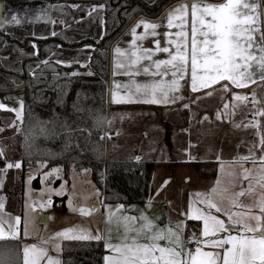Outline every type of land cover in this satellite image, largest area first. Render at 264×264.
Returning a JSON list of instances; mask_svg holds the SVG:
<instances>
[{
  "label": "rangeland",
  "instance_id": "rangeland-1",
  "mask_svg": "<svg viewBox=\"0 0 264 264\" xmlns=\"http://www.w3.org/2000/svg\"><path fill=\"white\" fill-rule=\"evenodd\" d=\"M49 8V4L45 1L32 0L0 6V27L33 25L50 21ZM13 15L20 21L19 24L12 21ZM257 26L261 28L259 19ZM260 90L261 85L257 83L244 90L243 96H246L247 100H235L228 88L225 90L219 86L209 96L210 98L205 96L199 98L195 102L197 105H194L191 130L188 136L186 133H180L187 128L185 116L181 122L180 116L175 117L173 114L167 116V121L169 120L167 125L171 123L170 129L167 130L168 141L174 137V128L181 130L177 131L180 136L171 138L169 143H163L167 147L166 154H163L166 156H152L143 159V161H154L156 164L151 180L154 191L149 195V200L143 203L102 201L100 206L95 203L94 198L99 197L100 194L92 183L88 170H83L81 173L70 170L67 173L61 167L47 166L43 163L24 169L20 166L7 167L8 164L19 163L17 158L20 154L17 157V150L20 148L19 121L22 117L23 101L20 95L9 101L10 96L0 94V103L6 106L0 110H9L14 117L3 119L2 127L0 126V152H2L0 155V205H2L0 207V230L4 232L5 238L18 239L21 242L22 264L23 249L26 245L35 244L46 248L49 256L60 261L63 241L95 240L78 239L77 237H94L97 234L102 237L100 241L103 243L105 256H111V250L105 248L104 238H109L112 243L118 242V238L124 232L123 217L137 218L128 221L131 226L144 223L139 219L143 213L153 224L165 222V226L170 225L171 229L180 227L179 219L168 220L162 213L152 215L153 202L161 206L167 205L169 211L176 209L177 213L183 212L186 219L198 222L202 231V221L193 220L187 216L190 199L193 201V208L203 207L199 204L195 193H208L213 186H216L218 177L220 179V184L217 186L218 191L227 188L228 193H232L241 188L247 189L249 180L242 179L241 164L243 168L251 169L249 179L252 181L253 191L246 192L240 200L244 205H255L261 194H264V188L257 183L260 162L257 159L254 165L250 163L251 158L248 161H241L239 157L254 155L258 158L264 155V144L260 143L264 139L263 115H258L262 110L259 103ZM253 95L258 102H253ZM17 112L20 113L19 118ZM114 113L107 123L109 141L106 144V157L108 160L131 161L136 153L143 152V147L147 145L139 146L141 133L145 132L149 136L153 127L146 120H143V123H137L136 119L143 117H139L138 111H131L129 117L137 116L134 117V123L124 122L123 136L114 143L110 132L112 133L121 112L114 111ZM150 118L155 120V128L158 131L165 127L161 116L154 115ZM7 128L10 129L7 130ZM132 128L134 133L131 135L127 130ZM188 140L192 144L190 156L196 162L194 165L180 164V160L186 158L184 149ZM216 158L219 159L218 163H201V161ZM36 183H38L37 186ZM214 198L219 202L218 196ZM149 201L151 206H149ZM42 204L45 207H40ZM228 206V200L225 199L222 207L227 208ZM81 208L85 210L84 214L81 213ZM253 211L257 209L254 207ZM16 218H19V221ZM109 218H111V223H108ZM221 218L227 219L224 216ZM43 220L45 222L42 223ZM191 230L192 236L194 235L197 239V232L194 228ZM10 232H15V238L9 236ZM56 233H66V235L56 236ZM199 235V240L206 239L201 236V233ZM45 241L47 243H43ZM53 245H59V249L54 250ZM204 247L215 252H222V249ZM41 264H45V261L42 260Z\"/></svg>",
  "mask_w": 264,
  "mask_h": 264
},
{
  "label": "trees",
  "instance_id": "trees-1",
  "mask_svg": "<svg viewBox=\"0 0 264 264\" xmlns=\"http://www.w3.org/2000/svg\"><path fill=\"white\" fill-rule=\"evenodd\" d=\"M32 1L47 2L60 24L51 26L47 20L0 29V94L20 95L23 101L21 169L43 163L67 173L88 170L104 202H145L153 191L155 162L106 157L107 123L114 108L107 94L109 49L136 18H156L182 0ZM9 117L10 112L0 110V126ZM187 226L196 232L200 228L194 221ZM103 255L100 240L63 241L60 263L103 264ZM3 256L22 264L21 242L0 239Z\"/></svg>",
  "mask_w": 264,
  "mask_h": 264
},
{
  "label": "snow or ice",
  "instance_id": "snow-or-ice-1",
  "mask_svg": "<svg viewBox=\"0 0 264 264\" xmlns=\"http://www.w3.org/2000/svg\"><path fill=\"white\" fill-rule=\"evenodd\" d=\"M257 8V3L246 2V0H220V2L182 0V3L170 11L167 16L168 27L180 28V31L175 33L180 39L168 42L175 45V52L170 51L169 47H160L159 41H156L155 50H131L130 55L119 47L115 48V52L124 59L116 61L114 68L125 69V75H138L142 68L144 73L152 77H160V79H153L147 83H136L135 91L129 89V92L121 97V101L142 100L144 103L166 104L170 100L174 102L176 99H181L182 97L169 94L179 91L181 87L179 81L184 79L189 65L193 91L210 87L220 81H228L237 88L246 87L248 83L255 82L253 77L256 72H259V79L264 81V31L257 26L260 16ZM189 15L191 22L190 54L189 32L183 27L189 22ZM11 19L17 24L20 23L15 15ZM174 20L178 21L175 25ZM141 25L145 33L151 29L149 34H157L155 31L159 27L157 23L140 20L131 29L133 42L137 38H143L142 35L138 37L136 32ZM165 35L169 33L166 32ZM138 51L140 54H137ZM153 51L167 53L170 58L153 61ZM142 60H148L151 63L142 65L140 64ZM136 65H140V68L135 67ZM252 69L255 71H251ZM169 74L172 79L165 81L163 78ZM222 87L227 90V84ZM208 94L211 95V93ZM112 96L113 101L118 102L115 91ZM233 98L247 100L246 96L237 95ZM253 102H258L255 95H253ZM4 107L6 106L0 103V108ZM258 115H264V110H261ZM17 116L19 118V112ZM260 143L264 144V139ZM250 158L254 165L257 159L260 162L257 183L264 188V155L258 158L254 155L243 156L240 160L248 161ZM13 166L19 167L20 165L19 163L7 165V167ZM241 168L242 179L249 180L247 189L241 188L232 193H228L227 188L218 191L217 186L220 184L218 177L216 186H213L208 193H195V197L203 207L193 208V201L190 199L187 216L190 219L202 221L201 236L206 238L197 240L194 235L190 237L188 242L196 244L194 250L185 247L178 232L171 228H158L141 213L139 219L144 223L138 226H130L127 223L129 220H136V217L122 218L124 232L118 238L117 243L104 238L105 248L113 253L111 256L104 257L105 264H264V194H261L255 205H244L241 202L240 197H243L246 192L253 191L252 181L249 179L251 169L243 168V164ZM214 196L219 197V202ZM225 199L228 200L227 208L222 207ZM40 207L43 208L45 205L42 204ZM254 207L257 211H253ZM80 211L82 214L85 213L83 208ZM222 216L227 219L221 218ZM16 220L19 221V218ZM108 223H111V218ZM15 235V232L9 233V236L13 238ZM55 235L62 236L66 233ZM77 238L102 239L99 234L94 237ZM0 239H5L2 230H0ZM161 241L164 243L162 244ZM202 244L222 249V252L203 251ZM53 249L58 250L59 245H53ZM23 254V264H41L42 260L45 264H60L58 259L48 255L46 248L35 244L24 246ZM0 264H11V262L7 256H3L0 258Z\"/></svg>",
  "mask_w": 264,
  "mask_h": 264
},
{
  "label": "crops",
  "instance_id": "crops-1",
  "mask_svg": "<svg viewBox=\"0 0 264 264\" xmlns=\"http://www.w3.org/2000/svg\"><path fill=\"white\" fill-rule=\"evenodd\" d=\"M246 2H255L258 4L257 11L260 13L259 21H261L260 0H246ZM181 3H182V1H179V2H176L172 5H170L156 18H147L144 16H139L117 38V40L112 43V45L110 46V49H109V73H108L107 94H108L109 102L114 106V108L111 111L110 118L112 117V113H114V111H120L121 112L119 114V117L116 120L117 122L114 124L112 133L110 132V134H112V139H113L114 143L118 142V139L123 136L122 132L125 130L124 122L130 123V124L134 123V117H137V116L129 117V113L131 111H138L139 117H143V118L138 119V120L136 119L137 123L140 124V123H143V120H146L147 122L149 121L153 127L149 133V136H147L148 134H146L145 132L141 133V130H140V133L142 135L139 137V141L141 142L139 144V146H143L144 144H147V145L145 147H143L144 148L143 152L140 151V152L136 153V156L133 158V160H131L133 162H140V161H143V159H147V158L152 157V156H157V157L166 156V155H163V154H166V148H167L166 145H163L164 142L169 143L171 138H176L177 136H180L179 135L180 133H182V134L186 133V135L188 136V133L191 130V122H192L191 117L193 116V110L195 109L194 105H197V103H195V102L198 101L199 98H201L203 96L208 98L209 96H211L208 93L213 94V91H215V89H217L219 86H222L225 84H227V88L229 89V93L231 94L232 97L237 96V95L243 96V93H245L244 90L251 88V86H254L257 83H260V85L262 86V83H263V81H261L259 79V72H256L255 76L253 77L255 82L248 83L246 87L237 88V87L233 86L228 81H220L216 84L211 85L210 87L199 88L198 90L193 91L192 86H191L192 81H191L190 65H189V70L185 74L184 79L179 81V84L181 85L179 91L169 94L170 96L175 95V96L182 97L181 99H176L174 102H172L170 100V102H168L166 104L144 103V102H142V100L136 101V102H123V101H121V97H124L129 92V89H131L132 91H135V84L136 83H147L153 79H160V77H152L150 74L144 73L142 68H140V65L135 66L137 68H140V72L138 75H125L124 74L125 69L114 68V64L116 61L124 59V57H121L119 54H117L115 52V48L119 47L120 49L125 50L127 55H130L131 50H137V49L138 50H142V49H153V50H155L157 48L156 41H159L160 47H169L170 51L175 52V45L169 44L168 42L169 41H178L180 39V37H177L175 35L176 32L180 31V28L175 27V26L174 27H168L167 16H168V13L170 11H173ZM50 16L51 17H50L49 22H50L51 26L58 25L59 21L57 20V18H55L52 15H50ZM140 20L157 23L159 25V27H157L155 30L157 34L156 35L149 34L151 32V29H149L148 33H145L144 28L141 25L140 27H138L136 29V32H137L138 37L142 35L143 38L142 39L137 38L133 42V35L131 32V29ZM188 21L189 22L186 25H184L183 27H185L187 29V31L189 32L188 47H189V54H190V43H191V40H190V31H191L190 15L188 17ZM173 23L175 25L178 23V21L174 20ZM259 28H260V26H259ZM261 28H262V24H261ZM166 32L169 33V35L166 36L165 35ZM258 37H259V34H257V38ZM137 54H140V51H138ZM169 58L170 57L168 56V54L164 53V52L153 51V53H152V60L153 61L156 59H169ZM150 63H151V61H148V60H142L140 62V64H142V65H149ZM251 71H255V69H252ZM114 72H115V74H114ZM163 79L165 81L172 79L171 74L164 77ZM125 86H127V87H125ZM114 91L117 94L116 100L118 102L113 101L112 93ZM7 96H10L9 101L13 100V98H15V96H11V95H7ZM185 105H187V107H185ZM3 111L10 112L9 110H3ZM171 114H173L175 117L180 116L181 117L180 122L182 120H184V116H185V118H187L186 119L187 128L184 129L183 131L174 128V137H171L170 140L168 141L167 130L170 129L171 123L170 124L168 123V125H167V122H169V120L167 121L166 117L170 116ZM154 115L161 116L162 122L165 124L166 128L164 127L160 131H158L155 128L156 127L155 120L150 118V116H154ZM12 118H14L13 115H12ZM110 118H109V120H110ZM128 126H130V125H128ZM9 129L10 128H7V130H9ZM177 131L178 132L181 131V132L177 134ZM127 132L131 133V135H132L134 133V129L132 128L131 130H127ZM136 132H138V129H136ZM108 134H109V131L107 128L106 144L109 141ZM191 146H192L191 141L188 140V142L185 146V149H184L185 154H186V158L180 160V164L194 165L196 163L192 159V157L190 156ZM167 153H168V151H167ZM18 154H20L19 149L17 150V157H18ZM137 157L139 159H137ZM218 160L219 159L216 158L215 160H207V161H203V162L201 161V163L202 164H212V163H216V162L218 163L219 162ZM235 160H237V159H235ZM14 161L16 163V159H14ZM19 161H20V159L18 157L17 162H19ZM250 163H252V161H250ZM151 180H152V178H151ZM153 191H154V188H153ZM149 197H148L147 201L149 200ZM94 200H95V202L97 201L98 206H100L102 201H103L100 198V196L95 197ZM151 208H154V211L151 213L152 215H159L162 213V214H164V216H166L168 218V220L173 219L175 221V219H177V220L179 219L178 223L180 222V227L178 226L177 229H173V230H175L176 232H178L180 234L182 240L184 241V245L186 248L192 249V250L195 249L196 244L188 242L189 238L192 237V230L187 226V222L191 221V220L186 219L185 214L183 212L177 213V212H175L176 209H173V211H171V210L169 211L167 205L161 206V205L156 204L155 202H153ZM170 221L172 222V220H170ZM127 223L129 225L131 224L129 222H127ZM164 223L165 222H159V223L154 224V225H156L158 228H164V229L171 228L170 225L165 226ZM200 233H201V228H199V230L197 231V235H196L197 240H199V237H200L199 234ZM114 243H117V242H114ZM161 243L163 244L164 242L161 241ZM201 247H202L203 251H212L210 249H206V247H204L203 244L201 245ZM212 252H215V251L213 250ZM112 255H113V253H112ZM104 257H105V249H104L103 258ZM103 264H105L104 259H103Z\"/></svg>",
  "mask_w": 264,
  "mask_h": 264
},
{
  "label": "water",
  "instance_id": "water-1",
  "mask_svg": "<svg viewBox=\"0 0 264 264\" xmlns=\"http://www.w3.org/2000/svg\"><path fill=\"white\" fill-rule=\"evenodd\" d=\"M261 24H262V31H264V4L261 8ZM259 103L261 105L262 110H264V81L261 86V92L259 94ZM263 137H264V115H263ZM97 204V201L95 202ZM45 222V220L42 221V223Z\"/></svg>",
  "mask_w": 264,
  "mask_h": 264
},
{
  "label": "flooded vegetation",
  "instance_id": "flooded-vegetation-1",
  "mask_svg": "<svg viewBox=\"0 0 264 264\" xmlns=\"http://www.w3.org/2000/svg\"><path fill=\"white\" fill-rule=\"evenodd\" d=\"M263 4H264V0H260V10H261V8H262V6H263ZM0 6H7V5H5L4 4V2L3 1H0ZM58 20V19H57ZM59 21V20H58ZM50 23V22H49ZM59 24H60V22H59ZM58 24V25H59ZM51 25V24H50ZM5 27V26H4ZM4 27H0V29H3ZM3 46V43L0 45V48ZM4 95V94H3ZM11 96H17V95H11Z\"/></svg>",
  "mask_w": 264,
  "mask_h": 264
}]
</instances>
